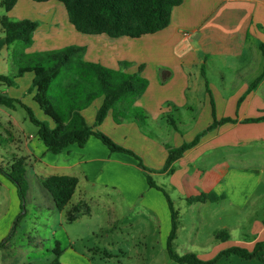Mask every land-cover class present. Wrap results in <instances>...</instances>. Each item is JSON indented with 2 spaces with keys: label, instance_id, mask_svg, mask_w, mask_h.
I'll list each match as a JSON object with an SVG mask.
<instances>
[{
  "label": "crops",
  "instance_id": "0c3cea01",
  "mask_svg": "<svg viewBox=\"0 0 264 264\" xmlns=\"http://www.w3.org/2000/svg\"><path fill=\"white\" fill-rule=\"evenodd\" d=\"M30 1L19 0L13 10L8 12V17H12L16 11L29 14L42 9L39 5L53 4L52 1L46 3ZM19 18L24 20L22 17ZM57 26L56 24L51 28L55 32L50 38L48 33L40 34L43 29L39 26L34 34V43L27 52L58 49L60 45L58 36L63 35L64 31H58ZM0 33L3 34L0 38L2 47L0 55L1 51L4 49L6 51L1 65V72L5 75L0 76H6L10 72L8 71L10 66L13 67L14 76L21 66L9 61V48L14 44H6L1 23ZM95 37H98L97 42L108 54L97 52L96 48L90 50L86 60L93 55L98 58L97 62L111 66L127 61L144 64L143 75L149 85L135 105L147 111L152 119V125L156 128L160 126L159 135L169 131L159 122L162 117H168V126L170 123L175 124L174 134L167 137L169 143L173 142L172 147L177 148L185 142H192L200 132L208 128L213 123L214 110L219 120L223 118L238 120L235 124L222 125L205 135L196 147L188 150L175 162V171L171 176L160 173L168 158L169 145L165 146L147 138L136 122L116 124L108 115L99 130L115 143L137 154L145 161L144 164L157 172L156 175L168 177V184L173 191L178 192L180 203L186 202L191 207L202 205L205 209L210 202L189 204L188 198L214 193L219 201L211 204L226 201L240 211L241 215L249 206L259 208L260 202L264 199V122L247 124L242 121L264 117V54L261 50V44H264V0H185L183 4L173 9L170 25L163 31L139 39L128 37L113 39L106 35ZM151 39H156L157 44L143 46ZM171 60V63L165 62ZM157 66H160V78L165 80L164 84L159 82ZM162 66H166L165 68L172 72L161 68ZM135 68L137 67L131 68L128 72H135ZM202 68L205 77L202 75ZM207 72H217L218 79L210 80ZM14 78L17 86H8L7 90L0 92L21 101L33 110L39 120H44L45 114L34 100L36 91L28 94L34 73L28 72ZM25 79L28 80L26 84ZM257 81L260 82L256 88L250 89ZM3 86L4 83L0 82V88ZM103 99V97L96 99L82 112L89 126L94 127L96 114ZM17 109L18 105L14 109L0 107V139L8 143L5 147H0L5 153L0 152V164L12 165L14 160L24 158L27 165L26 176L33 181L37 180L42 185L45 195L47 190L42 184L45 178L54 175L77 178L78 185L69 203V205L74 203L71 209L74 206L89 207L90 202L94 203L95 199H100L107 191L122 194L128 202L134 197H142L143 203L150 204L147 200L151 196L160 208L159 211L163 213L164 223L159 227L165 235L162 232V237H159L157 242L166 249L171 227L168 201L159 190L149 186L147 173L139 168L135 158L111 152L95 136H92L84 147L74 144L60 154L49 152L38 134L29 136L23 142L18 136L21 125L17 118ZM51 127H54V124ZM182 131L185 132L184 135H181ZM211 168H215L217 172L210 171L215 170ZM3 180L9 191L11 193L14 191L17 196V189L13 184ZM11 201L7 215L13 214L15 210L18 212L17 201L15 200V204L13 200ZM176 202L178 201H173V204L179 211ZM89 210L91 214L92 208ZM69 211L66 207L59 212L61 217L65 215L64 221H67ZM254 215L256 216V213ZM116 226L117 222L113 225L114 230ZM238 227L241 228L240 225ZM249 231L252 236L261 235V241H264V220L260 221L254 217ZM75 241V238L68 235V247L61 249V264H88V257L85 254L100 251L97 248L89 249L88 253H81L74 249ZM256 243L257 239L251 243V247L253 248ZM197 244L193 243V246ZM224 246L245 245L243 241H233L230 237L225 245H217L212 251L206 248L199 251L197 247L196 249L192 247V250L199 258L210 259L209 256L225 250L222 249ZM261 255L264 258V248ZM106 257L111 258L112 255L106 253ZM24 264H33V261ZM216 264L264 263L258 258L246 260L232 255L229 258H222Z\"/></svg>",
  "mask_w": 264,
  "mask_h": 264
},
{
  "label": "rangeland",
  "instance_id": "374dc122",
  "mask_svg": "<svg viewBox=\"0 0 264 264\" xmlns=\"http://www.w3.org/2000/svg\"><path fill=\"white\" fill-rule=\"evenodd\" d=\"M52 3L53 4L50 6L39 5L41 6L39 8L42 9L36 12L33 11L29 14L23 11H16L10 18L8 17V13L0 6V20L4 16H7L13 22L23 21V19L19 17L24 18V20L38 22L39 26H42L41 29H43L40 31V34L45 35L48 33V38L55 32L51 30V28L55 27L56 24L58 25V31H64L63 35L58 36L60 39L58 49L48 48V50L44 52H36L34 50L27 52L31 47H25L22 42L14 43V45L9 48V61H13L14 64L19 66L31 67L36 65L34 61L41 53H50L68 47H80L86 49V53L83 57L85 62L101 65L111 71L139 74L146 79L143 75V63L138 64L136 61H127L119 65L115 63V66H111L100 61L97 62L96 59L98 58L93 55L89 57V60H86V56L87 54L89 55L90 50L93 51L98 48L97 52L100 51L104 55L108 54L107 50H105L104 47L102 48V45L97 42L98 37L83 35L72 27L68 21L66 9L62 3L56 1H52ZM52 14L54 16L51 17ZM52 18H54V21H52ZM2 37L3 34L0 33V38ZM164 43L166 42H163V44ZM156 44L157 40L151 39L144 43L143 46L149 47ZM1 48L0 45V50ZM168 55L172 58L171 53ZM5 56L6 51L4 49L1 51L0 55V75H5L1 72L2 59ZM165 62L171 63L172 60ZM165 62L162 63L165 64ZM133 67H137L135 68V72L129 73L128 70ZM141 67H143L142 71H140ZM165 67L166 66H162L161 68L167 69ZM12 68L11 66L8 68L10 72L6 74V77L10 78L15 83L14 77L17 74L13 76ZM156 71L159 76V82L164 84L162 77L160 78V66H157ZM72 73L71 69H65L62 75L57 79L56 84L53 86V90L62 91L65 79L69 76L71 77ZM207 76L210 80L213 78L218 79L217 72H207ZM26 83H28L27 79L24 81V84ZM16 86L17 84L15 83L13 87ZM7 89L8 86L5 83L4 86L0 88V90L3 91ZM31 90L32 84L28 90V94L33 92ZM108 115L111 118L110 120L115 122L113 113L109 112ZM17 116L21 125L18 136L23 142H25L26 138L29 136L38 134V128L30 121L27 112L20 106H18L17 109ZM148 116L149 121L146 123L140 125L136 123L142 134L151 140H156L165 146L169 145L172 147L171 145H173V142L169 143L167 137L168 135L174 134V128L170 125L168 126V117H162L163 119L159 122L163 124L164 128H168L169 131H166L167 134L162 132L159 135L158 129L160 126L156 128L155 125H152V119L149 114ZM45 117L46 118L42 121L46 122L51 127V125L54 124L53 121L48 116L45 115ZM174 119L177 120L176 117H174ZM100 126H96L95 129L99 130ZM184 134L185 132L182 131L181 135ZM7 144L8 143L0 139V147H5ZM0 152L4 153L3 148H0ZM144 163L145 161L143 160V164ZM0 165L4 168L10 166L4 163ZM144 166L148 170L154 171L151 173L154 182L163 188L165 194L168 195L172 203L173 201H178L176 203L177 206H179V211H181V226L179 228L178 238L175 241V249L176 252H179V255H185L189 250L193 252L192 247L195 249L197 247L198 250L206 248L212 251L217 245H225V242L215 239V236L221 231H227L228 234L231 235V240L233 241H243L245 246L242 247L247 250L254 249L256 244L252 248L251 243L255 242L256 239L257 243L264 242L261 241V235L252 236L249 231L251 220H253L254 217L260 221L264 220V199L260 202L259 208H250L249 206L244 210L245 212H243L242 215L240 211L231 207L226 201L220 204L210 203L205 209L202 205L191 207L186 202H179L178 192L173 191L169 186L168 177L158 176L155 174L157 173L155 170H152L146 164H144ZM210 171L217 172L216 169ZM171 175L172 174H167V176ZM3 179L9 181L0 173V264H18V262L24 264V262L30 260L33 261V264H49L55 257L53 251L57 245L60 244V249L68 247V235L76 239L73 247L81 253H88L89 249L99 248V253L90 251V254H85L90 264H177L169 258L167 248L165 249L164 247L163 249V245L157 242L159 237H162L163 230L159 226H163L164 218L163 213L159 211L160 208H158L151 196H149L147 200L150 204L147 202L143 203L144 199L142 197H134L130 201L133 202L131 205L122 194L107 191V194L103 195L100 199H95L94 203L90 202L89 208L91 207L93 210L91 214L82 211L76 222H68L66 220L64 221V218H66L64 217L65 215L61 217L60 211L56 209L50 193H48V191H45L47 195L43 193L44 189L37 180L33 181L26 176L29 189L25 200L21 201L18 197V193L17 196H15L13 193L14 191H12V193L9 191ZM160 193L165 196L163 192L160 191ZM164 198H166V196ZM11 200H13L14 204L15 200L17 201L16 205L18 212L16 213L15 210L13 214L7 215L12 203ZM75 201L76 199H74V202ZM73 204L67 206V211L71 209ZM141 211H143V213H141ZM255 213L256 216L254 215ZM116 222L117 226L114 230L113 225ZM239 225L241 228L238 227ZM225 227L231 229L227 230ZM169 232H171V227ZM193 243L198 244L193 246ZM228 248H230V246H224L222 249ZM106 253H108V255L111 254L112 257H106ZM216 255L217 254L209 256L210 259L206 258L203 260H211Z\"/></svg>",
  "mask_w": 264,
  "mask_h": 264
},
{
  "label": "trees",
  "instance_id": "16d2710c",
  "mask_svg": "<svg viewBox=\"0 0 264 264\" xmlns=\"http://www.w3.org/2000/svg\"><path fill=\"white\" fill-rule=\"evenodd\" d=\"M19 0H0V6L8 13L13 10ZM36 3L56 1L62 3L66 9L69 23L74 29L88 36L106 35L109 38L118 39L128 37L139 39L146 35H152L165 30L171 22L174 8L183 4L185 0H31ZM1 28L5 34L7 45L22 42L29 48L34 43V34L39 28V23L31 20L18 22L11 21L4 16L1 21ZM264 54V44H261ZM86 49L68 47L50 53H41L34 62V66H21L17 76L25 73H34L32 90L36 91L34 100L46 116L51 118L54 127L46 122L40 121L33 110L21 101L10 98L0 92V107L14 109L16 105L22 107L28 114L30 121L38 128V136L53 154H60L69 146L77 144L84 147L88 140L95 136L101 140L111 152H118L129 155L138 161L139 168L147 173L148 184L151 188L164 192L158 186L142 159L133 151L115 143L96 126L103 124L109 112L115 116V122H136L139 125L149 121L145 110L137 107L135 103L143 96L148 88V81L139 74H127L125 72L111 71L98 64L85 62L83 60ZM74 63V64H73ZM73 64V65H72ZM71 69L72 75L65 79L62 91L53 90L57 79L65 69ZM140 68V71H142ZM141 73V72H140ZM202 75L205 77L202 68ZM163 80V79H162ZM165 82V80H163ZM0 82L9 87L15 85L14 81L6 76H0ZM163 82V83H164ZM260 81L253 84L250 89H255ZM208 88V86H207ZM103 97V103L98 109L94 127L89 126L82 112L88 108L96 99ZM213 104V103H212ZM238 120L232 118L218 119L213 111V123L200 132L192 142L184 143L174 148L168 146V158L160 173L173 174L175 162L178 161L190 149L196 147L201 139L208 133L216 130L225 124H235ZM264 122V117L247 119L242 123ZM1 125V123H0ZM170 125L176 129L175 124ZM0 173L17 189L18 197L25 200L29 186L27 184V165L24 158L14 160V163L4 168L0 165ZM44 188L50 193L59 211H63L71 202L78 179L70 176H49L42 181ZM171 213V232L167 240V252L169 258L177 264H216L222 258H229L232 255L239 256L246 260L258 258L264 263L261 255L264 242L256 243L254 249L249 251L245 248L233 246L220 251L213 259L205 261L194 252L179 255L175 249L180 226V213L174 207L167 194H165ZM188 203H216L219 198L214 193L201 194L188 198ZM89 213L88 206H74L67 213V221L74 222L81 215V212ZM227 231H221L215 239L222 242L230 240ZM55 258L49 264H61L60 257L62 250L59 245L53 251Z\"/></svg>",
  "mask_w": 264,
  "mask_h": 264
}]
</instances>
